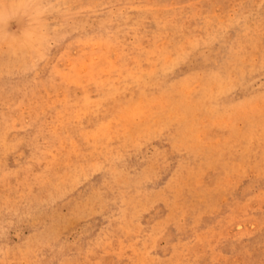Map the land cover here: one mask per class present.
I'll return each mask as SVG.
<instances>
[{
	"label": "rangeland",
	"instance_id": "obj_1",
	"mask_svg": "<svg viewBox=\"0 0 264 264\" xmlns=\"http://www.w3.org/2000/svg\"><path fill=\"white\" fill-rule=\"evenodd\" d=\"M0 264H264V0H0Z\"/></svg>",
	"mask_w": 264,
	"mask_h": 264
}]
</instances>
